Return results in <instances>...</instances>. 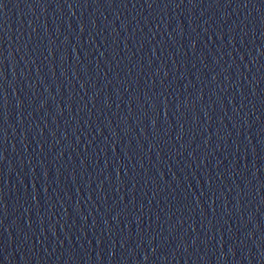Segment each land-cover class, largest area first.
<instances>
[{"label": "water", "instance_id": "95a60500", "mask_svg": "<svg viewBox=\"0 0 264 264\" xmlns=\"http://www.w3.org/2000/svg\"><path fill=\"white\" fill-rule=\"evenodd\" d=\"M0 264H264V0H0Z\"/></svg>", "mask_w": 264, "mask_h": 264}]
</instances>
